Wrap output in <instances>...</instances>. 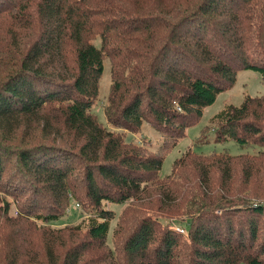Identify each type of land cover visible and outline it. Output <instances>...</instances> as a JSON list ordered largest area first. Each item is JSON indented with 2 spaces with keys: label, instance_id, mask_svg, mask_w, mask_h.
Returning a JSON list of instances; mask_svg holds the SVG:
<instances>
[{
  "label": "trees",
  "instance_id": "trees-1",
  "mask_svg": "<svg viewBox=\"0 0 264 264\" xmlns=\"http://www.w3.org/2000/svg\"><path fill=\"white\" fill-rule=\"evenodd\" d=\"M106 57L107 123L148 121L160 150L92 113ZM242 69L264 81V0H0V195L18 204L0 198V264H264V95L216 114L218 141L258 154L189 149L160 174ZM72 197L86 229L51 227Z\"/></svg>",
  "mask_w": 264,
  "mask_h": 264
},
{
  "label": "rangeland",
  "instance_id": "rangeland-1",
  "mask_svg": "<svg viewBox=\"0 0 264 264\" xmlns=\"http://www.w3.org/2000/svg\"><path fill=\"white\" fill-rule=\"evenodd\" d=\"M97 46L101 44V38L98 37L93 40ZM105 70L103 76L100 80V92L99 97L96 100L92 113L96 115L99 121L108 129L118 131L123 134L126 142L134 143L136 145H141L145 147L148 151H158L164 145L165 136L161 134L156 128L144 121L142 127L137 132H132L125 128H116L107 123L104 109L108 105V98L110 94V87L112 84V60L110 57L105 58L104 62ZM247 95L251 96H262L264 95V81L260 72L253 69H242L237 74V79L235 84L228 90L221 92L216 101L207 106L203 115L199 117L197 122L189 126L185 135L179 139L175 145H173L165 154L163 165L160 171L162 176H167L172 173L173 166L177 158H179L184 152L189 149H192L193 152L199 155L208 156L214 153L228 152L231 155H240V154H258L263 148L258 144H246L241 145L235 140L229 139L226 141L217 140V128L221 125V122L216 118V114L222 111L229 104L239 106L243 103ZM19 140V139H17ZM16 140V141H17ZM171 141V138L167 139ZM15 141V143H16ZM0 198L5 199L3 201H10V213L13 214L17 209V202L11 196H6L4 194L0 195ZM3 206V204H0ZM110 208L115 209L116 216L112 220V225L109 233V245L114 247V230L117 225L119 215H121L124 205L110 204ZM90 213L86 212L85 208L80 204V202L72 197L71 202L66 209L65 215L58 221H53L50 226L55 229H60L69 226L81 225L85 230L86 222H88V217ZM159 218L163 223L172 221V219H182L186 221L188 218L184 216H168L162 214ZM169 218V219H168ZM178 219V220H179ZM174 225L186 224L183 222H178L174 220ZM39 225L43 222L38 221ZM85 232V231H82ZM240 264H248L245 261H242Z\"/></svg>",
  "mask_w": 264,
  "mask_h": 264
},
{
  "label": "built area",
  "instance_id": "built-area-1",
  "mask_svg": "<svg viewBox=\"0 0 264 264\" xmlns=\"http://www.w3.org/2000/svg\"><path fill=\"white\" fill-rule=\"evenodd\" d=\"M175 229H177L179 232H181L183 234L187 233L186 229L182 226L175 225Z\"/></svg>",
  "mask_w": 264,
  "mask_h": 264
}]
</instances>
